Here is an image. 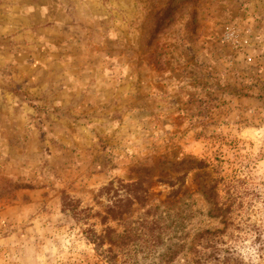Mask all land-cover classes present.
<instances>
[{"label": "rangeland", "instance_id": "374dc122", "mask_svg": "<svg viewBox=\"0 0 264 264\" xmlns=\"http://www.w3.org/2000/svg\"><path fill=\"white\" fill-rule=\"evenodd\" d=\"M207 230L264 264V0H0V264H187Z\"/></svg>", "mask_w": 264, "mask_h": 264}, {"label": "trees", "instance_id": "16d2710c", "mask_svg": "<svg viewBox=\"0 0 264 264\" xmlns=\"http://www.w3.org/2000/svg\"><path fill=\"white\" fill-rule=\"evenodd\" d=\"M205 167L206 166L201 168ZM203 196L212 206V209L209 211V217L215 220L220 219V222L225 225L226 230L231 224L228 220V214H230L232 205L222 203L215 185L205 186ZM109 213H113V211L110 210ZM222 233H224V230H207L205 233L198 235L196 239L192 240V244L194 245L191 246V248L189 247V251H191L194 256L187 260V264H245L233 247H225L221 244L223 238L220 235ZM90 237L92 243L101 248V245H103L101 236L91 231ZM184 247L185 245L182 244H173L171 248H169L168 255L165 257V264H169ZM107 252L106 262L108 264H121L116 261L117 256L112 249H108Z\"/></svg>", "mask_w": 264, "mask_h": 264}]
</instances>
